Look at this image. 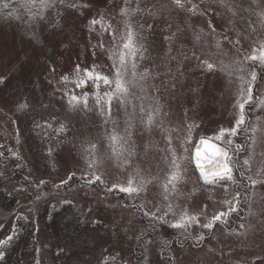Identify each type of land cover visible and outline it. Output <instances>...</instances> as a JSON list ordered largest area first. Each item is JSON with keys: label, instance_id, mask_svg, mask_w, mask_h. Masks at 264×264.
<instances>
[{"label": "rangeland", "instance_id": "obj_1", "mask_svg": "<svg viewBox=\"0 0 264 264\" xmlns=\"http://www.w3.org/2000/svg\"><path fill=\"white\" fill-rule=\"evenodd\" d=\"M3 2L19 19L0 10V240L13 237L0 245V264H264V184L252 182L264 181L260 9L246 11L250 0H184L185 9L199 5L195 12L170 0H54L31 9ZM126 24L147 51L109 118L95 99L106 104L103 92L115 85L96 87L85 70L114 72ZM125 63L131 81V58ZM145 68L151 75L140 80ZM72 95L81 97L75 106ZM237 119L244 123L232 135ZM201 137L230 149L232 180L205 183L195 171ZM129 180L151 183L146 193L120 192ZM181 217L184 227H173ZM208 222L212 229L202 227Z\"/></svg>", "mask_w": 264, "mask_h": 264}, {"label": "snow or ice", "instance_id": "obj_2", "mask_svg": "<svg viewBox=\"0 0 264 264\" xmlns=\"http://www.w3.org/2000/svg\"><path fill=\"white\" fill-rule=\"evenodd\" d=\"M54 2V0H24V2L20 5V7L22 8H26V9H31L32 7H36L37 4L39 5V7L41 8H46V7H50L52 6V3ZM59 2L61 4H63L65 2V0H59ZM171 4L174 5L175 8L180 9V10H184L187 12H195L196 9L199 7V5H193L192 7H189L187 9H185L184 7V0H170ZM125 3L127 5L128 0H125ZM81 5H77L75 3L68 5L69 8L72 9H76L78 7H80ZM83 7H88V5H82ZM252 6H255L257 8L260 9V16L262 18H264V0H250V7L247 10H251ZM232 7H235L234 5ZM10 9V11H8L7 15L9 16H16V8H13L11 6V4L9 2H3L0 3V10H7ZM122 12L127 13L128 12V8L125 7L123 9H121ZM135 11H140L139 8H137ZM206 11V10H205ZM33 15H40L41 19H43V15L42 13H37V14H33ZM17 19H19L18 16H16ZM92 25H96L98 23H102V21H99L97 19H93L90 22ZM109 28H111V25H109ZM113 39L116 38V35L119 33V29H113ZM176 34L173 33L172 36H175ZM199 37H197L198 39ZM244 37L241 36L239 39H237L234 43L235 44H240V40L243 39ZM168 39L171 41L172 37H168ZM225 39H227V37H225ZM122 44H123V50L121 49H116V51L119 52V64L118 65H114V72H111L110 75H96V76H92L91 73V69H87L85 70L88 73V77L91 78L94 82L96 87H99V83L102 82L105 85H115V89L114 91H104L103 92V97L106 98V104L102 102L101 97L99 94H97L96 99H95V104L97 106H99L101 108L102 112H105L106 115L109 116V118L111 117V113H112V99L113 98H117L119 99L120 94H127L129 91V86L135 82V78L138 75L136 72V68H137V60L136 57L137 55H139L140 59H145L144 56V52L147 51L146 47L143 45V43H141L139 46L136 45L135 41H134V31L132 28L131 24H126V36L122 39ZM218 46H219V42H217ZM126 50V51H124ZM172 51V48L169 47L168 52L170 53ZM113 55L115 56V52H113ZM128 56L131 58V70H130V75L132 77L131 81H127L124 79L125 77V72L128 71V66L125 63V57ZM171 59H175V57H171ZM253 60L256 59V57H252ZM260 62L264 63V51H262L261 56H260ZM209 70H211L213 68V64L212 63H208L207 61L202 62ZM78 67V66H77ZM151 75L150 71L145 68L143 70L142 73H139V79L140 80H146L149 76ZM182 75V73H181ZM62 79L67 80V76L62 77ZM256 80V75L255 73L252 74V79L249 81V86L247 89V92L249 94V101L251 100L252 96L251 93L254 90V81ZM0 83H3V78L0 77ZM86 83L85 80L79 81L78 82V86H82ZM173 87H175V85H173ZM81 100V97H77L75 95H72L69 99V104L71 106H75L76 102H79ZM88 98L87 96L83 97V107L85 109L88 108ZM120 103H125L124 100H120ZM20 108H27L28 105L27 104H21L19 105ZM241 108L244 107V105H240ZM147 121L149 124H151L153 122V116L149 115L147 117ZM244 120L242 119H237L235 120V123L233 125V127L230 129V134L235 135L238 132V126L243 124ZM132 125L129 124V127H131ZM57 131L59 132H63L65 131V125L61 124L60 127L57 129ZM225 130L223 128L220 129V132L223 133ZM253 132H255V128L252 129ZM127 135H131L130 132L127 133ZM113 140L117 139V137L113 136L112 137ZM217 139H219V136H217ZM170 143V142H169ZM229 143H231V141H229ZM93 147H95V145H93ZM241 146H237V149L239 150ZM230 149L228 148H223L221 149L217 155L223 157L222 160H217L216 161V167L219 169V171L217 172H213V181H209L208 177L204 174V170L201 168L200 169V175L201 177L204 179L205 183H211L214 182L215 180H232L233 176H232V167H231V163H230V157L228 156V152ZM49 152H51V149L49 150ZM13 155H15V153H13ZM197 155H199V153L197 152ZM245 164H248L249 161L246 159L244 161ZM89 167H92L91 164H89ZM175 167V165H174ZM197 167L199 168V163L197 164ZM177 179L176 175H173L172 178L169 180V183L173 185L172 190L175 191V180ZM101 177L100 176H95V181L93 180H88L86 181V183H94L97 181H100ZM68 181L64 180L61 181V184H66ZM253 184H257V183H261L264 184V181H257V180H253L252 181ZM41 183H44V181H41ZM129 186L128 187H119V191L123 192V193H128V194H132V193H137L139 194L140 192H147V184L151 183V181H146L144 185H142L139 188H134L131 187L132 181L129 180ZM113 187H117L116 185H113ZM164 190L167 193L168 187L167 185L164 186ZM164 200L168 199L167 195L163 196ZM168 210L171 211V205H169ZM154 215V213L152 214ZM226 215V213H219L217 215H215L212 219L213 221H221L223 219V217ZM160 219H163V217H160ZM183 220L184 217H181V222H177L175 224H173L172 226L175 228H182L184 227L183 224ZM202 227L207 228V229H212L214 227V224L212 222H208L205 223L204 225H202ZM241 227H243V225H241ZM13 239L12 236H8L6 237L4 240H0V245L5 244L10 242ZM200 240H203V236L199 237ZM4 259V252L0 251V260Z\"/></svg>", "mask_w": 264, "mask_h": 264}, {"label": "water", "instance_id": "obj_3", "mask_svg": "<svg viewBox=\"0 0 264 264\" xmlns=\"http://www.w3.org/2000/svg\"><path fill=\"white\" fill-rule=\"evenodd\" d=\"M223 148L225 147L207 138H199L197 140L192 151V163L199 175L201 168L207 177H212L213 172L219 171L216 167V161L222 160L223 157L217 155V153ZM197 152L199 155H197ZM198 163L199 168L197 167Z\"/></svg>", "mask_w": 264, "mask_h": 264}, {"label": "trees", "instance_id": "obj_4", "mask_svg": "<svg viewBox=\"0 0 264 264\" xmlns=\"http://www.w3.org/2000/svg\"><path fill=\"white\" fill-rule=\"evenodd\" d=\"M15 1L17 2L18 0H13V2H15ZM16 2H15V3H16Z\"/></svg>", "mask_w": 264, "mask_h": 264}, {"label": "bare ground", "instance_id": "obj_5", "mask_svg": "<svg viewBox=\"0 0 264 264\" xmlns=\"http://www.w3.org/2000/svg\"><path fill=\"white\" fill-rule=\"evenodd\" d=\"M192 159V158H191Z\"/></svg>", "mask_w": 264, "mask_h": 264}]
</instances>
